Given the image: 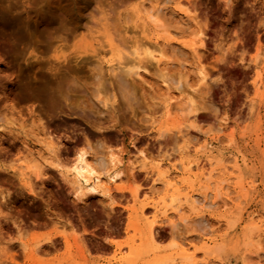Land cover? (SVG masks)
<instances>
[{"label": "rangeland", "instance_id": "1", "mask_svg": "<svg viewBox=\"0 0 264 264\" xmlns=\"http://www.w3.org/2000/svg\"><path fill=\"white\" fill-rule=\"evenodd\" d=\"M161 3L175 41L157 63L142 7ZM76 153L103 195L74 194ZM217 157L228 174L191 166ZM228 178L231 200L150 231L172 196ZM250 219L264 221V0H0V264H188L180 240L194 264H264Z\"/></svg>", "mask_w": 264, "mask_h": 264}, {"label": "bare ground", "instance_id": "2", "mask_svg": "<svg viewBox=\"0 0 264 264\" xmlns=\"http://www.w3.org/2000/svg\"><path fill=\"white\" fill-rule=\"evenodd\" d=\"M166 1H168V0H165V2ZM164 4L165 3L158 4L156 7H152L150 9V11H148V12H146L145 8L142 7L143 11L147 14L145 16L144 24L148 25L147 23L151 22L152 23L153 32H154V36L151 38L152 42L151 43L146 42V43H148L150 45L149 47L153 48V50H151V51H154V52L157 53V56H156V55L150 54L151 52H149V55H150L149 58H152L157 63L160 62V59L158 58V56H161V54L162 53L164 54V52H165V50H164V52H161V50H163L162 49L163 46H162V48L160 50L161 45H159L160 44L159 42H162L164 44H168L171 41H175L173 39V37H172V34L170 32H168L167 30H165V29L158 30V31L156 30L158 28H162L163 27V24L160 21V15L166 9ZM191 50L193 52H196V48L194 46H191ZM147 51H149V50H147ZM164 57L165 56L163 55V58ZM165 59H169V58L167 57ZM132 68H128L127 70L128 71H132ZM136 69L139 70L140 68L136 67ZM134 73H136V71H134ZM96 79H98V77ZM121 79H122V77H121ZM121 79H119V80H121ZM202 79L204 80V77ZM120 84H123V83H120ZM127 84H130V83H127ZM98 85H100V84H98ZM124 87H125V84H124ZM123 90H127V89H123ZM218 130H220V129L218 128ZM160 136H161V134H160ZM74 159H75L74 163H72V166H70L71 169L69 168L70 170H72V176H73V178H72L73 179V181H72L73 183L72 184H73L74 194L75 193L76 194H78V193L79 194H83L84 193L83 195H85V192H88V193L94 194V195H103L104 179L102 180L101 175H100L101 173L97 172L95 170V168H93L89 164V162L85 159V155L84 154H79V153L77 154L76 153ZM95 161H96V164L98 165V167L103 170V172H104L106 166L109 164V160L105 159L101 155L99 157H97L95 159ZM209 161H210V158H207V159H204V160H200V161L191 159V166L192 165H196L197 168L198 167L200 168L201 171L199 172V176H202V175H204V173L207 172L209 174L208 177L210 178V176H211L210 174L213 171H216V172L220 173L221 175L228 174V171H227L228 167H227L226 159H223L222 157H217V159H216L217 166L215 168H209L211 166ZM207 165L209 167L205 168ZM156 173H157L158 178H156L155 181L156 180H161L162 183H164L167 188L172 189V191L174 193L178 192L179 188L176 187L175 184H173V183L171 184L166 179V177H164L163 173H161L160 171H157ZM106 174H107V171H106ZM117 177H118L117 173H112V174L108 175V180L113 182V181L116 180ZM223 182H225V183L222 184ZM240 189H241V184L239 182H236V183L231 185L230 181H229V178H228L227 180L220 179L217 182V186H216L215 189H211L209 186H205L204 190L202 192H200V194H198L197 197H193L192 194L185 195L184 198L186 200L187 205L183 206V207L176 206V201L178 199L172 196L170 198V201L168 202V204H166L165 206H162V207H156V214L157 215L152 216V220L150 221V231H151V229L153 227V224L157 223V221H160V222L167 221L168 224L171 226V228H175L179 224H185L188 221V216L183 214V210L184 209H188L189 211H191V210L192 211H196L198 208L213 207L217 203V201H215V199L217 197H220L221 199H224L223 201L226 202V200H231L232 199L230 197V194H231L232 190L233 191L236 190V192L238 193ZM195 190H197V189L194 188L193 185L191 184V190H190L191 193L194 192ZM211 195H213V197H214L213 199L210 198ZM134 196H138L137 193H134ZM139 215H140V218H143L144 212H143L142 208L139 209ZM256 216L258 217V214ZM157 218H158V220H157ZM204 220L206 221V219H204ZM204 220H203L202 217H199L198 220H197L198 223H196V221H194V222L198 225L199 223L200 224L204 223L205 222ZM247 225L256 226V228H257V230L259 232L264 233V221H262V220H260V221H258L256 223V222H254L253 220L250 219V221L247 223ZM208 240L209 239H207V241ZM111 242H113V241H111ZM205 244L203 246H205ZM177 246H178L179 250L176 252V255L179 256V257H182V258L189 259L190 261H189L188 264H194V261L191 260V254L188 253V250L190 248V243L185 241V240H180V241L177 242ZM204 249H205V247H204ZM147 250H148L147 248H143V249H141L138 252L131 251V255H136V257H141V256L146 254ZM206 253H207L208 256L205 259L206 260L205 264H207L209 262V260L212 259V257L209 256L210 253L209 252H206ZM163 258H164L163 256H157V257H155L153 262H147L146 260H144V261H141V264H162L163 263Z\"/></svg>", "mask_w": 264, "mask_h": 264}]
</instances>
